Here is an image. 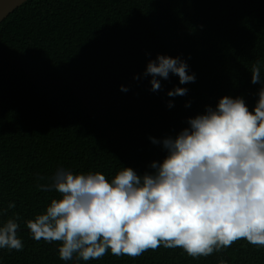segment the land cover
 I'll list each match as a JSON object with an SVG mask.
<instances>
[{
    "label": "trees",
    "instance_id": "trees-1",
    "mask_svg": "<svg viewBox=\"0 0 264 264\" xmlns=\"http://www.w3.org/2000/svg\"><path fill=\"white\" fill-rule=\"evenodd\" d=\"M158 55L180 58L195 81L170 74L151 91L143 73ZM257 61L264 81V0H27L14 10L0 23V221L20 218L23 249H0V264H264V248L245 240L197 259L161 246L62 261L57 242L26 228L59 198L39 188L58 168L143 175L166 155L150 138H174L225 96L251 111ZM176 87L187 94L167 96Z\"/></svg>",
    "mask_w": 264,
    "mask_h": 264
},
{
    "label": "clouds",
    "instance_id": "clouds-1",
    "mask_svg": "<svg viewBox=\"0 0 264 264\" xmlns=\"http://www.w3.org/2000/svg\"><path fill=\"white\" fill-rule=\"evenodd\" d=\"M170 74L181 85L195 81L178 57L158 55L143 73L151 77L153 92ZM251 83L262 85L251 111L243 98L225 96L215 108L207 106L189 118L174 138H150L166 152L161 162L149 165L151 172L138 175L122 168L109 181L100 173L58 168L51 177H41L48 182L40 190L55 191L59 198L26 221L32 239L57 242L59 259L77 262L99 260L109 252L135 259L161 246L180 248L197 259L240 240L264 248V81L259 61L251 67ZM187 91L176 87L167 96ZM14 207L8 204V209ZM5 213L0 209V216ZM19 219L13 215L0 221V249H23Z\"/></svg>",
    "mask_w": 264,
    "mask_h": 264
},
{
    "label": "water",
    "instance_id": "water-1",
    "mask_svg": "<svg viewBox=\"0 0 264 264\" xmlns=\"http://www.w3.org/2000/svg\"><path fill=\"white\" fill-rule=\"evenodd\" d=\"M27 0H0V23Z\"/></svg>",
    "mask_w": 264,
    "mask_h": 264
}]
</instances>
